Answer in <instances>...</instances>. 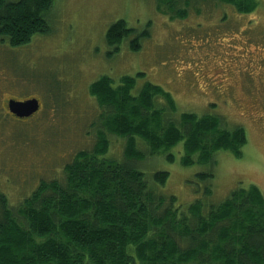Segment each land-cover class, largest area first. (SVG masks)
I'll return each instance as SVG.
<instances>
[{"label": "rangeland", "instance_id": "374dc122", "mask_svg": "<svg viewBox=\"0 0 264 264\" xmlns=\"http://www.w3.org/2000/svg\"><path fill=\"white\" fill-rule=\"evenodd\" d=\"M213 4L201 3L200 15L192 8L171 17L158 11L156 0H55L49 34L27 47L0 45L1 108L10 97H36L42 104L26 123L0 116V189L13 206L29 199L42 181L60 180L80 150L93 148L97 127L92 125L100 108L90 84L101 75L119 79L140 73L132 93L146 82L162 86L175 101L178 126L181 113L216 115L229 130L242 127L247 142L240 157L219 150L209 163L183 166V142L155 147L153 155L137 136L135 146L144 155L133 167L151 182L155 172H169L166 184L156 189L184 208L201 199L207 212L237 187L251 184L264 195V0L249 1L252 9L245 13L228 5L224 20L225 12ZM121 19L135 32L113 53L106 33ZM145 30L149 35L133 49L135 35ZM156 105L164 107V100L156 99ZM120 136L108 134L104 154L124 162L127 138ZM206 172L214 175L209 195L207 182L198 177ZM34 238H26L35 242L31 250L38 243ZM43 249L38 254L48 253Z\"/></svg>", "mask_w": 264, "mask_h": 264}, {"label": "trees", "instance_id": "16d2710c", "mask_svg": "<svg viewBox=\"0 0 264 264\" xmlns=\"http://www.w3.org/2000/svg\"><path fill=\"white\" fill-rule=\"evenodd\" d=\"M212 1L225 12L223 20L228 5L240 13L252 9V0L156 4L158 11L181 17L192 8L203 14L199 5ZM54 7L55 0H0V45L27 47L35 37L49 34ZM134 32L126 20H118L107 30L106 42L118 53ZM146 35L147 30L135 35L131 47L139 50L140 37ZM142 75H101L90 84L100 108L92 125L97 127L96 141L65 165L60 180L42 181L19 206L0 189V264H264V195L258 186L237 187L206 212L201 199L184 208L175 196L156 189L166 184L169 172H155L151 182L132 166L144 155L135 146L137 136L153 155L166 143L183 142V166L209 163L219 150L240 157L247 142L242 127L229 130L216 115L181 113L178 126L175 101L162 86L146 82L132 93ZM160 98L162 108L156 105ZM0 111L6 120L11 118L6 107ZM109 133L127 138L124 162L104 154ZM168 159L174 160L172 155ZM198 177L207 182L205 194H211L214 175ZM30 236L38 241L32 250L35 242L26 240ZM43 248L48 253L38 254Z\"/></svg>", "mask_w": 264, "mask_h": 264}, {"label": "water", "instance_id": "95a60500", "mask_svg": "<svg viewBox=\"0 0 264 264\" xmlns=\"http://www.w3.org/2000/svg\"><path fill=\"white\" fill-rule=\"evenodd\" d=\"M8 108L18 119H28L37 114L41 108V102L36 97L25 100L10 99Z\"/></svg>", "mask_w": 264, "mask_h": 264}, {"label": "flooded vegetation", "instance_id": "af4514ba", "mask_svg": "<svg viewBox=\"0 0 264 264\" xmlns=\"http://www.w3.org/2000/svg\"><path fill=\"white\" fill-rule=\"evenodd\" d=\"M9 99H11V98H9ZM6 111H7V113H8L11 117H13L12 114H11V113L9 112V110H8L7 103H6ZM13 118H15V117H13Z\"/></svg>", "mask_w": 264, "mask_h": 264}]
</instances>
